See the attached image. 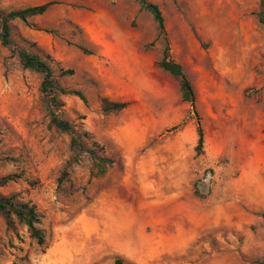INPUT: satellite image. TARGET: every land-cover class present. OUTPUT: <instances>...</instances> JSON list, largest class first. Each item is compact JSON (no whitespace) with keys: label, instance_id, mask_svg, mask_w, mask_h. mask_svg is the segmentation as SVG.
Returning a JSON list of instances; mask_svg holds the SVG:
<instances>
[{"label":"rangeland","instance_id":"rangeland-1","mask_svg":"<svg viewBox=\"0 0 264 264\" xmlns=\"http://www.w3.org/2000/svg\"><path fill=\"white\" fill-rule=\"evenodd\" d=\"M172 59L196 93L158 63L165 47L137 0H0V13L51 3L13 41L50 62L56 111L96 156L73 158L51 124L42 77L0 42V186L34 205L40 246L0 215V264H264V25L261 0H148ZM70 70L72 75H63ZM128 103L106 113L102 100ZM198 122L204 149L196 152Z\"/></svg>","mask_w":264,"mask_h":264},{"label":"trees","instance_id":"trees-1","mask_svg":"<svg viewBox=\"0 0 264 264\" xmlns=\"http://www.w3.org/2000/svg\"><path fill=\"white\" fill-rule=\"evenodd\" d=\"M137 1L142 10H145L152 15L157 24L159 36L163 37L165 41L162 57L158 63L159 68L177 80L182 101L194 106L196 102L195 90L182 66L176 63L171 57L170 48L166 39L164 17L160 8L158 5L148 2V0ZM260 5L263 12L259 15V21L264 25V0H261ZM51 6V3H45L39 6L11 11L9 13H0V42L4 47L9 48L12 54L18 56L20 64L24 69L31 70L41 75L42 81L40 91L46 98H48L51 109V124L61 133L72 134L70 148L74 153V156L67 162L66 167L63 169L61 176L59 177L58 182L61 185L68 179L69 168L73 164L78 163L84 154H89L93 160L98 162L101 173L105 172L102 169V166L105 164H112V161L96 156L93 150L87 148L81 136L73 135V126L71 123L67 120L61 119L56 113V111L63 106L62 102H60L57 97V93L62 95L71 94L84 100L82 94L75 91H66L57 81L54 70L49 61L39 53L18 47L13 41L12 23L14 21L27 23L31 18L43 16ZM62 74L72 75V71H63ZM102 104L106 113L122 111L128 106V103L110 102L107 99H103ZM197 134L198 141L196 152L199 154L202 153L204 149V132L199 122ZM18 179L19 176L17 175L2 177L0 178V186H6L8 183L17 181ZM0 215L4 219L8 230L15 231L17 224L23 225L26 227L30 237L34 239L38 245L42 246L45 244V234L39 227L41 218L34 205L18 200L17 195L3 196L0 194ZM113 264H122V261L116 260Z\"/></svg>","mask_w":264,"mask_h":264}]
</instances>
